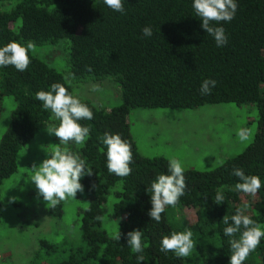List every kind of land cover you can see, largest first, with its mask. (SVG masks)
I'll return each mask as SVG.
<instances>
[{
	"label": "trees",
	"instance_id": "trees-1",
	"mask_svg": "<svg viewBox=\"0 0 264 264\" xmlns=\"http://www.w3.org/2000/svg\"><path fill=\"white\" fill-rule=\"evenodd\" d=\"M191 5L192 0H126L121 15L102 0H0V46L13 40L36 47L65 41L72 79L113 78L120 88L121 104L111 110L82 101L93 111L92 120L80 121L90 129L88 139L81 145H61L85 158L93 174L80 180L85 203L68 232L75 236V245L61 247L42 240L38 264H137V255L144 257L141 264H228L231 250L222 232L223 217L240 208L264 228V0H238L234 19L221 22L228 42L220 48L201 28ZM145 26L153 32L147 39L141 31ZM28 55L30 64L23 72L13 66L0 68V118L9 110V125L0 139V188L17 172L19 155L40 129L59 124L35 93L47 91L54 82L72 93L62 74L31 50ZM209 78L217 84L202 95L201 82ZM5 100L11 105L6 107ZM222 103L255 107L258 131L253 141L213 170H185L184 195L175 207L166 206L159 223L151 220L146 188L157 174L167 173L168 160L139 154L129 114L137 109L193 110ZM105 132L119 133L129 142L133 160L128 176L108 172ZM54 140L59 143L55 136ZM234 168L261 178L255 197L235 190ZM217 191L225 197L220 205L215 204ZM63 207L60 203L47 210L58 225ZM168 209L183 213L181 225L171 222ZM187 211L194 215L191 223ZM2 215L0 193V220ZM185 228L191 230L195 245L189 257L160 251L162 236ZM132 230L142 232L141 254L127 245ZM118 233L120 241L115 239ZM244 264H264V238Z\"/></svg>",
	"mask_w": 264,
	"mask_h": 264
},
{
	"label": "rangeland",
	"instance_id": "rangeland-1",
	"mask_svg": "<svg viewBox=\"0 0 264 264\" xmlns=\"http://www.w3.org/2000/svg\"><path fill=\"white\" fill-rule=\"evenodd\" d=\"M67 44L60 41L56 46H33L31 52L62 74L72 93L81 101L105 110L120 106V88L113 78L101 81L92 78L75 81L71 78L67 52L63 47ZM10 102L5 100L6 107L11 105ZM8 113L9 110L0 118V139L9 125ZM128 122L141 156L177 159L185 170L198 172L213 170L241 154L258 131L255 107L227 103L193 110L137 109L129 114ZM51 128L40 129L41 133L19 155L17 172L1 185L0 264H38L42 257L38 259V255L43 252L39 248L42 240L61 247L64 244L75 245V236H70L68 232L76 211L84 207L81 192H77L75 198L61 202L66 207H63L65 214L58 225L55 218L47 213L50 205L43 201L34 183L28 180L32 167L46 159L51 150H65L64 145L57 143L53 134L49 133ZM239 128L249 130L248 141L238 140L236 132ZM182 214L178 209H168L172 223L181 225ZM185 215L188 223L194 221L192 212L187 211ZM46 260L48 258L43 259Z\"/></svg>",
	"mask_w": 264,
	"mask_h": 264
},
{
	"label": "clouds",
	"instance_id": "clouds-1",
	"mask_svg": "<svg viewBox=\"0 0 264 264\" xmlns=\"http://www.w3.org/2000/svg\"><path fill=\"white\" fill-rule=\"evenodd\" d=\"M102 2L113 12L125 14L126 0H102ZM191 6L196 17L201 21V28L214 39L216 47L226 45L228 37L221 22L229 23L234 19L238 0H192ZM141 31L146 39L153 35L151 26H145ZM32 48L31 42L21 43L15 40L0 46V68L13 66L19 72L25 71L30 64L28 52ZM216 84L217 81L214 79H204L200 85L201 94H209ZM35 99L41 102L44 110L50 111L52 117L59 121L57 126L49 130V133L59 139V144L66 145L72 142L81 145L86 142L90 129L82 126L80 121L92 120L93 111L77 95L70 93L63 84L54 82L47 91L36 92ZM236 135L240 142L249 140V130L246 128L237 129ZM102 144L105 147L104 155L108 172L120 177L128 176L132 171L130 164L133 160L129 142L119 133L105 132ZM184 172L185 167L182 163L170 158L167 163V173L157 174L147 186L146 191L150 193L151 204L147 215L151 220L159 223L166 206L175 207L179 198L184 195L186 187ZM92 174L93 169L79 153L54 148L38 166L32 167V174L28 180L34 183L37 194L43 201L55 207L67 199L75 198L77 192L82 193L81 178ZM232 175L238 178L234 186L237 192L255 197L261 189V178L257 175H246L242 168H234ZM224 199L223 193L217 191L215 204H222ZM243 207L247 209L248 205L245 204ZM222 224L223 236L228 238L227 243L231 250L228 264H244L249 253L255 251L264 238V228L240 208H237L231 217L224 216ZM237 233H239L238 238H233ZM120 238V233L115 235L116 240L120 241ZM159 244L160 251L166 254L172 252L181 258L189 257L195 246L192 232L187 228L184 231H172L162 236ZM127 245L133 253H143L141 230L127 233ZM136 260L137 264H141L144 260L143 255H137Z\"/></svg>",
	"mask_w": 264,
	"mask_h": 264
}]
</instances>
